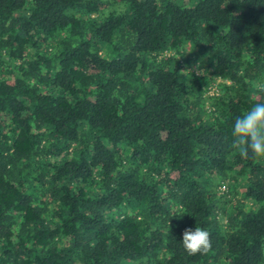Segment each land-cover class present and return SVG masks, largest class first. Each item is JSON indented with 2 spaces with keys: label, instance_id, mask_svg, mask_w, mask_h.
Instances as JSON below:
<instances>
[{
  "label": "trees",
  "instance_id": "obj_1",
  "mask_svg": "<svg viewBox=\"0 0 264 264\" xmlns=\"http://www.w3.org/2000/svg\"><path fill=\"white\" fill-rule=\"evenodd\" d=\"M254 81L264 0H0V264H264Z\"/></svg>",
  "mask_w": 264,
  "mask_h": 264
},
{
  "label": "clouds",
  "instance_id": "obj_2",
  "mask_svg": "<svg viewBox=\"0 0 264 264\" xmlns=\"http://www.w3.org/2000/svg\"><path fill=\"white\" fill-rule=\"evenodd\" d=\"M198 74L202 75L200 71ZM252 87L264 93V82L254 81ZM233 135L232 146L243 158L264 159V101L258 100L243 116L235 118ZM180 243L188 255L206 254L212 247L211 234L199 226L186 228Z\"/></svg>",
  "mask_w": 264,
  "mask_h": 264
},
{
  "label": "rangeland",
  "instance_id": "obj_3",
  "mask_svg": "<svg viewBox=\"0 0 264 264\" xmlns=\"http://www.w3.org/2000/svg\"><path fill=\"white\" fill-rule=\"evenodd\" d=\"M215 91H213L212 93H214Z\"/></svg>",
  "mask_w": 264,
  "mask_h": 264
},
{
  "label": "built area",
  "instance_id": "obj_4",
  "mask_svg": "<svg viewBox=\"0 0 264 264\" xmlns=\"http://www.w3.org/2000/svg\"><path fill=\"white\" fill-rule=\"evenodd\" d=\"M225 188V187H224Z\"/></svg>",
  "mask_w": 264,
  "mask_h": 264
}]
</instances>
